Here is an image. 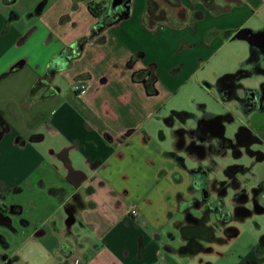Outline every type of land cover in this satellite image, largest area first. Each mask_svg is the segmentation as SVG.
Returning <instances> with one entry per match:
<instances>
[{
  "label": "crops",
  "instance_id": "1",
  "mask_svg": "<svg viewBox=\"0 0 264 264\" xmlns=\"http://www.w3.org/2000/svg\"><path fill=\"white\" fill-rule=\"evenodd\" d=\"M90 1L106 7L100 0ZM180 1L190 8L188 15L196 9L204 11L201 4L194 7L190 0ZM0 2V119L6 126L0 133V193L14 189L12 201L22 214L28 209L32 219L26 227L28 240L38 242L52 264H72L77 259L84 264H182L183 258L193 259L195 254L190 252H165L157 245L164 244L161 239L155 241L154 236L161 238L168 224L175 228L182 223L183 219L172 221V216L183 214L176 208V197L181 196L184 174L189 175L182 168L183 152L172 156L174 148L167 153L150 147L153 136L143 129L141 116L146 111L152 116L170 99L179 103L178 96L184 98L208 83H201L206 66L224 42L236 41L231 37L239 30L264 29V0H240V5L229 8L217 1L218 14L204 11L198 21L158 23L151 28L144 21L147 0H131L127 18L106 25L83 45L69 68L54 75L53 92L42 85L49 59L89 37L99 20L86 7L88 17L80 26L69 6L49 12L43 5L38 15L31 11L28 19L37 17L43 24V44L51 50L42 58L20 57L11 53L26 45L38 27L22 24L21 11L11 9L16 0ZM72 4L79 10L80 0ZM65 16L73 29L70 34L63 31ZM224 30L233 32L228 39L215 35ZM249 58L248 54L234 72L226 74L238 72ZM260 78L264 82L260 75L248 79ZM77 83H84L85 90L75 92ZM219 100L228 104L227 113L219 117L229 115L228 124L238 120L243 126L238 129L253 134L245 121L258 117L260 124L264 110L243 116L233 99ZM173 113L186 112L171 111L163 118L170 130L178 127L176 121L168 123ZM186 114L193 119L211 116L204 106ZM139 163L146 170H139ZM146 176L156 188L141 186L148 181ZM71 203L78 204V209L74 224L68 227L65 207ZM133 208L139 214L136 220L128 215ZM171 246L177 249L180 243ZM8 256L16 258L12 264L19 262L13 253ZM253 258L246 254L238 264Z\"/></svg>",
  "mask_w": 264,
  "mask_h": 264
},
{
  "label": "flooded vegetation",
  "instance_id": "2",
  "mask_svg": "<svg viewBox=\"0 0 264 264\" xmlns=\"http://www.w3.org/2000/svg\"><path fill=\"white\" fill-rule=\"evenodd\" d=\"M83 1L87 4L93 2L90 0ZM108 4L107 7L102 6L104 9L103 14L96 25L102 30L106 25L114 23L128 7L127 0H123L118 7H112L111 0ZM263 51L264 45H259L258 49H252L251 59L247 60L246 66L243 65L234 77L222 81L217 80L212 84V90L216 91L219 98L233 99L237 104L236 109L240 110L243 116L249 114L250 111L263 112L264 110V82L260 84L258 89H251L243 83L253 73L263 72L259 68L260 65L264 67ZM53 78L54 75L46 76L45 74L42 81V85L44 87L48 86L47 89L50 92L54 91V88L50 86ZM193 118L194 116L190 114L173 113L168 119V123L173 124V121H176L178 125L176 130H171L174 141L172 156L177 151H181L186 157L197 163L192 170H186L190 177L188 190L199 194L200 200L194 198L189 201L197 204L194 211H200L201 206L203 210L196 217L192 214L193 209L189 211V214H182V223L177 222L175 224L180 237L170 236V243L164 244L163 250L177 254L190 252L196 256L198 254H211L214 246L231 243L238 237L234 236V231L237 228L235 222L244 221L246 218L243 216L244 212H252L257 205L264 209V184L251 185V168L237 164L239 160L244 158L261 162L264 157L261 152L252 151V146L257 143L261 144L262 141L254 134L240 132L243 128L237 130L233 139H227L224 134L215 135L218 132L217 126L220 121H224V126L229 123L228 121L231 119L229 115L225 118H214L213 116ZM191 119L195 121L192 122L191 127L187 128V123ZM5 129V123L0 119V133ZM217 157L220 159L230 157L236 163L224 169L221 180H217L214 170L210 166L213 159ZM14 192V189H8L0 193V227L18 235V232L13 230L12 227L23 228L24 225L23 220L18 218L22 215V209L12 201ZM228 206L231 208L229 209ZM252 215L251 213L248 217ZM76 216L77 210L74 217H69L67 223L73 221ZM210 222L215 224L210 225ZM217 225L221 229L219 233L215 230ZM67 234L70 235L69 231H67ZM70 236L77 244L76 237ZM154 238L155 241L160 240L157 235ZM176 239L180 243L177 249L171 246V243ZM0 248L1 250L9 248V242L1 236ZM247 254L254 256L253 259L246 260L247 264H264V236L261 237L259 243L249 248ZM244 258L241 260H244ZM0 260L2 264H12L14 261L5 253L0 255Z\"/></svg>",
  "mask_w": 264,
  "mask_h": 264
},
{
  "label": "rangeland",
  "instance_id": "3",
  "mask_svg": "<svg viewBox=\"0 0 264 264\" xmlns=\"http://www.w3.org/2000/svg\"><path fill=\"white\" fill-rule=\"evenodd\" d=\"M9 2L11 0H8ZM102 4L106 3V7L109 6L108 2L109 0H100ZM192 5L195 7V5H199L197 0H190ZM181 2V1H180ZM1 3V2H0ZM80 6L79 10L73 6L72 0H16L14 5L11 7L14 11H21V17H22V24H28L31 27L37 26V30L33 32L30 39L28 40V43L26 45H21L19 47H16L11 55L17 54L20 57L21 56H27L34 58L35 56L38 58H42V56L46 53H48L51 50V46H46L43 44L44 37L46 35V30L43 27V24H40L38 22L37 17L29 18L28 16L31 14V11L34 12L35 8L39 5L44 4L45 9L50 10L49 12L55 11L56 9H66L67 6L70 8V14L74 12L76 18L78 21L81 22L80 26L84 25V20L88 17V13L86 11V6L83 0H80ZM158 6H159V16L161 18H164L167 22H175L178 21L177 16V9H172L167 3L157 0ZM188 5V4H187ZM0 6H2L0 4ZM181 7L178 8L184 9L186 11V19L189 20L191 17L188 15L187 12H190V8L183 7V5H180ZM61 7V8H60ZM200 7V5H199ZM196 11H202L200 9H196ZM32 12V13H33ZM159 17V18H160ZM7 21L11 19L10 14L7 13L6 15ZM51 19H53L51 17ZM63 31L64 34H70L73 29L70 24H68V19L65 16L63 20ZM4 23V22H3ZM177 24V22H176ZM24 27H28L26 25H22ZM11 51V50H10ZM60 52V51H59ZM249 54V47L248 44L244 41H232V42H224V45L218 50V52L215 53L214 57L208 62L206 66V74L202 82H208V83H215L217 81V77H220L226 73H230L231 71H235L238 64L246 60ZM53 57V56H52ZM51 57V58H52ZM49 59V61L51 60ZM22 59V58H21ZM21 59H18L17 62L14 64H17L18 61ZM12 64L11 67L14 65ZM224 64V68L220 69L221 65ZM246 66V64H245ZM10 69V68H9ZM223 71V72H222ZM230 71V72H227ZM260 79H246L244 85H247L251 87V89H258L260 84L263 83ZM54 85H58V81H55L53 83ZM58 88V86H57ZM203 88V87H201ZM194 88L190 93L186 96H178L180 102L179 103H173V99L168 100L165 105L161 106L158 109V112H154L152 116H147L148 111L144 112L142 117L143 121V129L150 132V134L153 136L152 140L153 143L150 144V147L155 150L156 147H160L159 149H164L167 153L168 151H173V139H172V133L169 128L166 127L163 118L168 116L171 111H182L186 113H197L199 108L202 106L205 107V111L207 114L214 115V116H222L226 114L225 111V105L219 100V97L214 90H207L205 88ZM191 90V89H190ZM256 116H259L257 114ZM258 118V117H256ZM255 117L250 119V121H245V124H249L252 129L251 131L253 134L259 138L262 142L257 143L253 145L252 151L256 152L259 151L263 154L264 157V124L262 125L261 122H264V116L260 118V124L257 121ZM243 127L241 124L238 123V120L234 122L233 124H227L226 125V132L225 137L227 139L234 138V135L237 131V127ZM182 156V155H181ZM183 157V156H182ZM184 159V166L187 170H192L197 165L196 162L189 159L188 157H183ZM208 164V163H206ZM236 164L232 158H214L213 163L210 165L211 168L214 170V175L217 178V180L222 179V173L225 168L228 166H232ZM237 164H241L245 167L251 168V185L258 186L259 184H264V160L261 162H254L247 159H241L238 161ZM147 166L144 165L141 166L139 163V170H146ZM184 178L186 181L184 182V186L189 183L188 177L185 176ZM148 178V176H146ZM143 184L141 186L144 187H150V189L156 188L154 185V182L149 185V178L148 181L142 182ZM163 183L160 185L162 186ZM182 187V191L180 193V197H176V208L178 209L179 201H188L190 199L198 198L200 200V195L195 194L193 192H190L187 187ZM188 186V185H187ZM154 193H157L156 190H154ZM141 192V191H139ZM144 192V190L142 191ZM150 193V192H149ZM231 194L229 195V197ZM228 197V198H229ZM168 204L171 206V202L168 200ZM183 206V204H182ZM229 207V206H228ZM172 208V207H171ZM231 207H229L230 209ZM201 210H203V207L201 206ZM200 210V211H201ZM28 209L26 208V211L18 216V218L23 220V228H17L16 226H13L12 229L18 232V235L13 234L11 231H6L0 227V236L4 237L9 242V248L7 250H1L0 248V255L3 253L5 254H11L13 253L15 257L19 260L17 264H52V259L50 258V255L45 252L41 246L38 244V242L35 244V241H30L29 239V233L26 232V227L29 225V223L32 221V219L28 216ZM200 211H192V214L196 217L200 214ZM173 210H170L171 214ZM179 219H183V216L175 213L172 216V221H176ZM14 222H16L14 220ZM215 224L213 222H210V225ZM235 226L237 227L239 231L238 237L233 240L231 243L223 245V246H214L213 253L211 254H198L193 257V259L183 258L182 264H238L241 259H243L249 248L251 246L256 245L259 243L262 236H264V214H253L250 217H246L244 221H236ZM19 229V230H18ZM216 232L219 233L221 231L220 227L216 226ZM179 231L175 230V228L172 227V224H168L166 229L162 230L160 232V239L161 242L164 244L170 243L169 237L174 236L176 238L180 237ZM164 244H158L157 245L163 250ZM178 244L177 239L172 242L171 245H174V247ZM16 261V258H14V262ZM202 261V262H200ZM16 263V262H15Z\"/></svg>",
  "mask_w": 264,
  "mask_h": 264
},
{
  "label": "trees",
  "instance_id": "4",
  "mask_svg": "<svg viewBox=\"0 0 264 264\" xmlns=\"http://www.w3.org/2000/svg\"><path fill=\"white\" fill-rule=\"evenodd\" d=\"M165 3H167L172 9H177V20L178 23H184L187 21L186 19V11L184 9L178 10L179 7H181L180 0H161ZM198 4H201L204 11L210 12L212 14H218L221 12V10L218 9V4H216L217 1H224L227 5V8H229L232 5H240V0H197ZM44 4L39 5L37 9L34 11L35 14H39ZM87 10L89 14L94 17L95 19H99L101 15L103 14V8L102 5L99 3H88L86 5ZM226 8V9H227ZM204 11H194L190 15L191 21H198L204 17ZM222 11H226L223 9ZM159 6L157 3V0H147L146 8H145V15H144V21L145 24L148 27H153L158 23H168L164 18H159ZM103 30L99 29L97 26H95V29L92 31L91 35L85 39H82L75 44L68 46L64 48L61 52H59L57 55L53 56L51 60L48 63L47 69H46V76L55 75L57 72L65 70L71 66V63L74 59L78 58L82 52V47L85 43L92 40L94 37L99 35ZM233 32L231 30H224V31H218L215 33L217 36H221L223 39H228L230 35ZM208 36V32L205 33V37ZM180 115H189L186 113H175ZM213 116V115H211ZM214 118H220L219 116H213ZM226 117V116H225ZM223 117V118H225ZM240 132H246L247 134H251L246 129H241ZM176 182H179V179L175 180ZM183 204V206H182ZM78 204H70L67 207V213L69 215L75 213V211L78 209ZM77 207V208H76ZM197 204L193 201H179L178 210L183 214H189V211L192 209H196ZM264 212V209H262L260 206H255L252 212H244V217H248L251 213L252 214H262ZM68 221V219H67ZM221 222H223L221 220ZM239 231L236 228L234 231V236H238Z\"/></svg>",
  "mask_w": 264,
  "mask_h": 264
},
{
  "label": "water",
  "instance_id": "5",
  "mask_svg": "<svg viewBox=\"0 0 264 264\" xmlns=\"http://www.w3.org/2000/svg\"><path fill=\"white\" fill-rule=\"evenodd\" d=\"M128 1V7L126 10H124L123 14H121L117 21L116 22H119L121 21L122 19H125L128 17L129 15V5L131 3V0H127ZM123 2V0H111V6L112 7H118L121 3ZM231 40H241V41H244L248 44V47H249V60L251 59L252 57V49H258L259 48V45H264V29L261 30V31H258V32H252L250 30H247V29H243V30H239L238 32H236L232 37H231ZM263 57H264V51H263ZM23 64H20V67L22 66ZM259 68L261 69V71L263 72H255L253 73V76H262L264 77V69L261 67V65L259 66ZM13 69H15V67H13L11 69V71H13ZM237 73V72H236ZM236 73H233V74H226L222 77H220L218 79V81H222V80H226V79H231L232 77H234L236 75ZM249 77V78H251ZM203 87L207 90H210V89H213L212 85L209 84V83H203ZM206 115H203L202 117L204 118ZM232 120V119H231ZM229 123L231 121H228ZM217 133L215 134L216 136L220 135V134H224L225 133V126H224V121H220L219 125L217 126ZM72 204V203H71ZM65 209H67V206L65 207ZM65 214L66 216L69 217L70 216H73L74 217V213L69 215L68 213H66L65 211ZM74 220L71 221L67 226L70 227L72 224H74Z\"/></svg>",
  "mask_w": 264,
  "mask_h": 264
},
{
  "label": "built area",
  "instance_id": "6",
  "mask_svg": "<svg viewBox=\"0 0 264 264\" xmlns=\"http://www.w3.org/2000/svg\"><path fill=\"white\" fill-rule=\"evenodd\" d=\"M86 88L84 83H77L73 86V90L75 92H82L84 91ZM129 217H131V219L136 220L139 216L137 210L135 208L131 209L128 213ZM72 264H84L83 261L81 259H77L74 260Z\"/></svg>",
  "mask_w": 264,
  "mask_h": 264
}]
</instances>
